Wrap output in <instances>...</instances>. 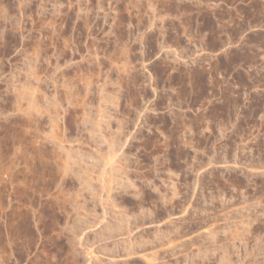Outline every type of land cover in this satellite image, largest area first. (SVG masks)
Here are the masks:
<instances>
[{
    "label": "rangeland",
    "instance_id": "rangeland-1",
    "mask_svg": "<svg viewBox=\"0 0 264 264\" xmlns=\"http://www.w3.org/2000/svg\"><path fill=\"white\" fill-rule=\"evenodd\" d=\"M226 1L0 0V264H264V0Z\"/></svg>",
    "mask_w": 264,
    "mask_h": 264
},
{
    "label": "bare ground",
    "instance_id": "bare-ground-1",
    "mask_svg": "<svg viewBox=\"0 0 264 264\" xmlns=\"http://www.w3.org/2000/svg\"><path fill=\"white\" fill-rule=\"evenodd\" d=\"M223 1H224V0H223ZM225 2H228V1L225 0ZM262 2H263V0H262ZM231 3H232V2H231ZM262 5H263V4L260 3V5H258V7H254V8L252 9L254 15H256V14L258 15L259 13H264V6H262ZM171 9H172V8H171ZM169 10H170V9H169ZM200 10H201V9H200ZM176 11H177V10L175 9V12H176ZM212 11H213V10H212ZM224 11H225V10H224ZM177 12H178V11H177ZM187 12H188V11H187ZM187 12H186V13H187ZM217 12H218V11H217ZM237 12H238V11H237ZM212 13H213V12H212ZM220 13H221V14H220L221 16L217 14V15L219 16L218 19H217L218 24L209 25V24H207V23L205 22V24H207V25H205V26H206V27L208 26L207 28H205V30L207 29V30H206V33H207V34H206L205 32H203V33H205L207 36H209L208 34H210V36H211V35H214V36H212V37H216V38H218V39L215 38V40H218V41L222 39V35H223V37H224V35L226 34L225 36H227V35H228V36H227V38L225 37V39H226V42H225V43H227V40L230 41L231 38H233V40H234V37H236L237 29H235V30H231V31L228 30L229 32H224V29H225V23H226V22L229 23V22H231V21L233 22V20H232V16H231V13H230V12H229V13H225V12H221V11H220ZM232 14H233V13H232ZM238 14H239V13H238ZM188 15H189V14H188ZM189 16H190V15H189ZM214 16H215V15H214ZM225 16L228 17V20H226V21H224ZM234 16H235V12H234ZM215 17H216V16H215ZM251 17L253 18L254 16L251 15ZM241 18H242V16H241ZM254 18H255V17H254ZM193 19H194V18H193ZM250 19H251V18H250ZM250 19H249V20H250ZM189 20H190V18H189ZM189 20L187 19V21H189ZM201 20H202V19H201ZM203 20H204V19H203ZM249 20H248V21H249ZM259 20H260V18H259ZM193 21H194V20H193ZM193 21H192L191 23H193ZM197 21H199V20H196V25H197ZM204 21H205V20H204ZM204 21H203V22H204ZM246 21H247V20H246ZM239 22H240V21H239ZM179 24H180V23H179ZM198 24H199V22H198ZM226 24H227V23H226ZM241 24H242V23H241ZM244 24H245V23H243L241 26H243ZM199 25H200V24H199ZM201 25H202V24H201ZM203 25H204V24H203ZM230 25H231V24H230ZM232 25H233V23H232ZM250 25H251V24H250ZM261 25H262V24H261ZM189 26H190V24H189ZM189 26H188V27H189ZM205 26H204V27H205ZM227 26L229 27V24H227ZM171 27H172V26H171ZM173 27H174V26H173ZM243 27H245V26H243ZM226 28H227V27H226ZM238 28H239V26H238ZM185 29H186V27H185ZM187 29L189 30V29H191V28L189 27V28H187ZM195 29H196V28H195ZM243 29H245V28H243ZM189 31H190V30H189ZM193 31H194V29H193ZM197 31H198V29H197ZM218 31H219V32L221 31V32L218 33ZM191 32H192V31H191ZM194 32H195V34H198V32H196V31H194ZM201 32H202V31H201ZM201 32H200V33H201ZM222 32H223V33H222ZM185 33H186V32H185ZM188 33H189V32H187V34H188ZM200 33H199V34H200ZM190 34L192 35V33H190ZM190 34H189V35H190ZM195 34H194V36H195ZM189 35H188V36L186 35V36L189 37ZM202 35H203V34H202ZM215 35H216V36H215ZM232 35H233L234 37H232ZM194 36H193V37H194ZM196 36H197V35H196ZM207 36H206V37H207ZM204 37H205V36H204ZM204 37L202 36V38H204ZM188 39H189V38H188ZM190 39H191V38H190ZM198 39H199V38H198ZM204 39H207V38H204ZM225 39H224V40H225ZM260 39H261V41L263 40L262 38H260ZM215 40H214L213 42L216 43ZM235 40H236V39H235ZM255 40H256V39H255ZM238 41H239V40H238ZM240 41H241V40H240ZM256 41H257V40H256ZM211 42H212V39H211ZM190 43H191V42H190ZM203 43H204V42H203ZM203 43H202V44H203ZM208 43H209V41H208V39H207V41H205V43H204V46H201V47H203V48H201V49H204V48H205V50H206L205 45L207 46ZM215 43H214V44H215ZM220 43H221V42L219 41L217 44H220ZM225 43H223V44H225ZM261 43L264 44V42H261ZM202 44H201V45H202ZM209 44H210V43H209ZM254 44H255V43H254ZM262 44H261V45H262ZM210 45H211V44H210ZM210 45H209V46H210ZM215 45H216V44H215ZM193 46H194V45H193ZM198 46H199V45H198ZM209 46H207V49H208V51H209V50L211 51V48L209 49ZM211 46H212V45H211ZM211 46H210V47H211ZM213 46H214V45H213ZM213 46H212V47H213ZM216 46H217V45H216ZM222 46H223V45H222ZM238 46H239V45H238ZM263 46H264V45H263ZM195 47H196V46H195ZM214 47H215V46H214ZM219 47H220V46H219ZM193 48H194V47H193ZM221 48H223V47H221ZM123 49H124V48H123ZM217 49H218V48H217ZM116 50H117V49H116ZM125 50H126V49H125ZM189 50H190V49H189ZM205 50H203V51H205ZM214 50H215V49H214ZM214 50H212V51H214ZM249 50H251V49H249ZM123 51H124V50H123ZM126 51H127V50H126ZM215 51H216V50H215ZM228 51H229V50H228ZM124 52H125V51H124ZM225 52H227V51H225ZM230 52H231V51H230ZM238 52H239V51H238ZM244 52H245V51H244ZM251 52H252V51H251ZM251 52H250V53H251ZM120 53H121V52H120ZM228 53H229V52H228ZM241 53H242V52H241ZM246 53H247V52H246ZM246 53H245V54H246ZM226 54H227V53H226ZM243 54H244V53H243ZM243 54H242V55H243ZM245 54H244V55H245ZM247 54H248V53H247ZM247 54L245 55L246 57L249 55V54H248V55H247ZM253 54H254V52L252 53V55H253ZM121 55H122V54H121ZM125 55H126V54H125ZM252 55L250 54L249 56H252ZM123 56H124V54H123ZM223 56H224V55H223ZM225 56H227V55H225ZM236 56H237V55H236ZM236 56H235V57H236ZM245 56H244V57H245ZM249 56H248V58H249ZM254 56H255V54H254ZM257 56H258V55H257ZM218 57H219V55H218ZM227 57H228V56H227ZM230 57H231V56H230ZM238 57H239V55H238ZM223 58H224V57H223ZM200 59H201V57H200ZM200 59H199V60H200ZM219 59H222V58L219 57ZM219 59H217V61H219ZM226 59H227V58H225V60H226ZM235 59H236V58H235ZM239 59H240V58H239ZM249 59H250V58H249ZM195 60H196V59H195ZM195 60H194V61H195ZM199 60H196V61H199ZM200 61H201V60H200ZM202 61H203V59H202ZM220 61H221V60H220ZM220 61H219V62H220ZM226 61L229 62L230 60H226ZM237 61H238V60H237ZM193 63H195V62H193ZM221 63H222V62H221ZM221 63H220V66H222V68H224V66H225V68L228 66V65H226L227 62H226V63L223 62V64H221ZM211 64H212V63H211ZM211 64H210V65H211ZM224 64H225V65H224ZM229 64H230V63H229ZM232 64H233V63H232ZM197 65H198V64H197ZM199 65H200V63H199ZM210 65H209V67H210ZM192 66H193V65H192ZM217 66H218V64H217ZM217 66L214 65L215 68H216ZM229 66H230V65H229ZM250 66H251V65H250ZM189 67H190V66H189ZM202 67H203V66H202ZM202 67L200 66V68H202ZM218 67H219V66H218ZM230 67H231V66H230ZM230 67H229V68H230ZM232 67H233V66H232ZM118 68H119V67H118ZM191 68H193V67H191ZM210 68L213 69L212 67H210ZM219 68H221V67H219ZM225 68H224V70H223L224 72L226 71ZM227 68H228V67H227ZM227 68H226V69H227ZM93 69H94V68H93ZM196 69H197V68H196ZM203 69H204V68H203ZM217 69H218V68H217ZM192 70H193V69H192ZM214 70H215V69H214ZM89 71H91V70H89ZM190 71H191V70H190ZM190 71H189V74H188V75H192V74H193V73H191V72H193V71H191V72H190ZM194 71H195V70H194ZM198 71H199V70H198ZM198 71H197V72L195 71V72L198 73ZM205 71H207V70H205ZM205 71L203 70V72H205ZM212 71H213V70H211V72H212ZM195 72H194V74H195ZM219 72H220V71H219ZM221 72H222V69H221ZM30 73H31V72H30ZM120 73H122V72H120ZM182 73H183V71H182ZM187 73H188V72H187ZM190 73H191V74H190ZM96 74H97V73H96ZM202 74H203V73H202ZM202 74H198L200 77L197 75V77H199V80L196 79L197 77L195 78V80H194V79L192 80V79H191L192 76H190V78H186V79H189V83H190V85H192L193 82L196 81V80L199 81L198 84H200V86H204V85H206L205 83H203L204 81H205V82H210V84L213 83V82H212L213 80H208V79L204 78L205 76L203 77ZM120 75H121V74H120ZM188 75H187V77H188ZM212 75H213V72H212ZM212 75H211V76H212ZM62 76H63V75H62ZM76 76H77V75H76ZM182 76H183V75H182ZM194 76H196V75H194ZM209 76H210V73H209ZM211 76H210V77H211ZM240 76H241V75H240ZM214 77H215V76H214ZM242 77H243V76H242ZM76 78H77V77H76ZM84 78H85V77H84ZM208 78H209V77H208ZM254 78H255V77H254ZM256 78H257V77H256ZM35 79H36V78H35ZM70 79L72 80V78H70ZM74 79H75V78H74ZM74 79H73V80H74ZM80 79H81V78H80ZM183 79H184V78H183ZM244 79H245V78H244ZM73 80H72V82H73ZM75 80H76V79H75ZM77 80H78V79H77ZM83 80H84V79H82V81H83ZM88 80H89V79H88ZM184 80H185V79H184ZM242 80H243V79H242ZM23 81H24V80H23ZM85 81H87V77H86V80H85ZM214 81H215V80H214ZM244 81H245V80H244ZM246 81H247V80H246ZM66 82H67V81H66ZM72 82H71V83H72ZM77 82H78V81H77ZM90 82H92V81H90ZM34 83H35V82H34ZM69 83H70V82H69ZM73 83H74V82H73ZM81 83H82V82H81ZM129 83H130V82H129ZM194 83H195V82H194ZM246 83H247V82H245V84H246ZM248 83H249V82H248ZM24 84H25V83H24ZM67 84H68V83H67ZM82 84H83V83H82ZM90 84H91V83H90ZM90 84H89V85H90ZM207 84H208V83H207ZM240 84H241V83H240ZM240 84H239V85H240ZM242 84H244L243 81H242ZM28 85H29V84H28ZM70 85H71V84H70ZM89 85H88V86H89ZM40 86H41V85H40ZM68 86H69V85H68ZM75 86H76V85H75ZM85 86H86V85H85ZM185 86H186V85H185ZM206 86H207V85H206ZM213 86H214V85H213ZM241 86H242V85H241ZM245 86H246V85H245ZM256 86H257V85H256ZM80 87H81V86H80ZM89 87H90V86H89ZM189 87H190V86H189ZM211 87H212V86H211ZM226 87H227V86H226ZM226 87H225V88H226ZM248 87H249V86H248ZM35 88H36V87H35ZM37 88H38V87H37ZM102 88H103V87H102ZM187 88H188V87H187ZM192 88H194V87H192ZM192 88H191V90H192ZM208 88H210V87H208ZM77 89H78V87H77ZM77 89H76V90H77ZM103 89L105 90V88H103ZM181 89H182V88H181ZM222 89H223V88H222ZM227 89H228V88H227ZM248 89H249V88H248ZM85 90H86V89H85ZM101 90H102V89H101ZM182 90H183V89H182ZM186 90H187V89H186ZM197 90H198V89H197ZM80 91H81V90H80ZM83 91H84V89H83ZM95 91H96V90H95ZM95 91H94V92H95ZM184 91H185V90H184ZM189 91H190V90H189ZM195 91H196V90H195ZM201 91H203V90H201ZM87 92H88V91H87ZM105 92H106V91H105ZM190 92H191V91H190ZM226 92H227V90H226ZM263 92H264V91H263ZM22 93H23V92H22ZM22 93H20V96L22 95ZM77 93H78V91H77ZM84 93H85V92H84ZM96 93H97V92H96ZM203 93H204V92H203ZM60 94H61V93H60ZM80 94H81V93H79V95H80ZM86 94H87V93H86ZM187 94H188V93H187ZM189 94H190V93H189ZM192 94H193V92H192ZM208 94H209V93H208ZM261 94H262V93H261ZM263 94H264V93H263ZM63 95H64V94H63ZM83 95H84V94H83ZM108 95H109V94H108ZM113 95H114V94H113ZM130 95H131V94H130ZM193 95H195V92H194ZM196 95H197V94H196ZM209 95H210V94H209ZM215 95H216V93H215ZM32 96H34V95H32ZM60 96H61V95H60ZM81 96H82V94H81ZM86 96H87V95H86ZM101 96H102V95H101ZM183 96H184V95H183ZM185 96H186V95H185ZM206 96H207V95H206ZM62 97H63V96H62ZM69 97L71 98V96H68L67 98H69ZM78 97H79V96H78ZM196 97H198V96H196ZM199 97H200V96H199ZM223 97H224V96H223ZM223 97L221 96L220 98H223ZM255 97H256V96H255ZM21 98H22V97H21ZM82 98H85V97L82 96ZM102 98H103V97H102ZM186 98H187V97H186ZM189 98H190V97H189ZM200 98H202V95H201ZM200 98H199V99H200ZM207 98H208V97H207ZM209 98H211V97H209ZM220 98H219V99H220ZM224 98H225V97H224ZM72 99H73V98H72ZM105 99H106V98H105ZM107 99H108V98H107ZM109 99H111V98L109 97ZM205 99H206V97H205ZM205 99H204V100H205ZM228 99H229V98H227V100H228ZM33 100H34V99H33ZM68 100H69V99H68ZM85 100H86V99H85ZM191 100H192V99H191ZM204 100H203L202 102H204ZM207 100H209V99H207ZM207 100H206V101H207ZM222 100H223V99H222ZM227 100H226V101H227ZM261 100H262V99H260V101H261ZM109 101H110V100H109ZM116 101H117V100H116ZM186 101H187V100H186ZM194 101L198 102L197 99H195ZM219 101H220V100H219ZM223 101H224V100H223ZM226 101H224V102H226ZM229 101H231V100L229 99L228 102H229ZM33 102H34V101H33ZM189 102H190V100H189ZM202 102H201V103H202ZM207 102H208V101H207ZM232 102H233V101H232ZM34 103H35V102H34ZM55 103H56V102H55ZM77 103H78V102H77ZM114 103H115V102H114ZM116 103H117V102H116ZM190 103H191V102H190ZM190 103H189V104H190ZM217 103H218V102H217ZM220 103H222V102L220 101ZM28 104H29V103H28ZM130 104H131V103H130ZM132 104H133V103H132ZM210 104H211V103H210ZM231 104H232V103H231ZM33 105H34V104H33ZM33 105H32V106H33ZM37 105H38V104H37ZM37 105H36V107H37ZM98 105H99V104H98ZM217 105H218V104H217ZM219 105H220V104H219ZM232 105H233V104H232ZM232 105H231V106H232ZM235 105H236V104H235ZM238 105H239V104H238ZM30 106H31V105H30ZM190 106H191V105H190ZM213 106H214V105H213ZM228 106H230V104H228V103H226V104H225V103H222L221 106H216V105H215L214 110H213V113L211 114V116H213V117H216V116L221 115V117H219L220 120H219L218 123H219V126H220V127H223V129L221 128V129H219L218 131H220V134H221L222 136L224 135V130H225V128H226L229 124H233V121H234V123H235V120L232 121V117L234 116V113H237V112H233V116H232V112H231V111H233L234 108H232V107L230 106V107L233 109V110H230V109H228ZM252 106H253V105H252ZM230 107H229V108H230ZM233 107H236V106L233 105ZM13 108H14V106H13ZM26 108H27V107H26ZM28 108H29V107H28ZM48 108H49V107H48ZM73 108H74V107H73ZM237 108H239V106H238ZM260 108H261V107H260ZM35 109H36V108H35ZM38 109H39V107H38ZM100 109H101V108H100ZM251 109H252V108H251ZM28 110H29V109H28ZM28 110H27V111H28ZM55 110H56V109H55ZM55 110L53 109V111H55ZM211 110H212V108H211ZM235 110H236V109H235ZM16 111H17V110H16ZM45 111H46V110H45ZM49 111H50V110H49ZM53 111H52V112H53ZM250 111H251V110H250ZM37 112H38V111H37ZM56 112H57V110H56ZM56 112H54V113H56ZM253 112H254V110H253ZM50 113H51V112H50ZM75 113H76V112H75ZM239 113H240V112L238 111V114H239ZM256 113H257V112H256ZM39 114H40V113H39ZM56 114H57V113H56ZM56 114H55V115H56ZM58 114H59V113H58ZM58 114H57V115H58ZM73 114H74V113H73ZM91 114H92V113H91ZM204 114H205V113H204ZM238 114H236V115L238 116ZM55 115H54V116H55ZM93 115H94V114H93ZM101 115H102V114H101ZM132 115H133V114H132ZM208 115H209V114H208ZM236 115H235V116H236ZM262 115H263V114H262ZM28 116H29V115H28ZM54 116H53V117H54ZM59 116H60V115H59ZM79 116H80V115H79ZM84 116H85V115H84ZM97 116L100 117V115H97ZM235 116H234V117H235ZM237 116H236V117H237ZM239 116H241V114H240ZM99 117H97V118H99ZM201 117H202V116H201ZM201 117H200V118H201ZM204 117H205V116H203V118H204ZM22 118H23V117H22ZM25 118H26V117H25ZM80 118H82V117H80ZM91 118H92V117H91ZM94 118H96V117H93V120H94ZM190 118H191V117H190ZM237 118L239 119V117H237ZM35 119H36V118H35ZM52 119H54V118H52ZM58 119H59V118H58ZM74 119H75V118H74ZM76 119H77V118H76ZM104 119H105V118H104ZM178 119H179V118H178ZM192 119H193V118H192ZM196 119H197V118H196ZM233 119H234V118H233ZM243 119H245V118L243 117ZM21 120H22V119H21ZM204 120H205V119H204ZM245 120H246V119H245ZM248 120L250 121V118H249ZM261 120H262V119H261ZM22 121H23V120H22ZM24 121H25V120H24ZM37 121H38V120H37ZM73 121H74V120H73ZM84 121H85V120H84ZM210 121H211V120H210ZM97 122H98V121H97ZM97 122H96V123H97ZM103 122H104V121H103ZM103 122H102V123H103ZM105 122H108V121H105ZM181 122H182V121H181ZM184 122H185V121H184ZM196 122H197V121H196ZM202 122H203V121H202ZM245 122H246V121H245ZM252 122H253V121H252ZM29 123H30V122H29ZM98 123H99V122H98ZM100 123H101V122H100ZM124 123H125V122H124ZM182 123H183V122H182ZM197 123H201V121H199V122H197ZM197 123H196V124H197ZM218 123H217V124H218ZM236 123H239V122L237 121ZM24 124H25V123H24ZM30 124H31V123H30ZM32 124H33V123H32ZM122 124H123V123H122ZM191 124H192V123H191ZM196 124H195V125H196ZM241 124H242V123H241ZM243 124H244V122H243ZM262 124H263V123H262ZM35 125H36V123H35ZM45 125H46V124H45ZM86 125H87V124H86ZM86 125H85V126H86ZM184 125H185V123H184ZM199 125H200V124H199ZM233 125H234V124H233ZM233 125H232V127H233ZM239 125H240V124H239ZM239 125H238V126H239ZM255 125H256V124H255ZM257 125L259 126V124H257ZM106 126H109V125L106 124ZM185 126H186V125H185ZM193 126H194V125H193ZM193 126H192V127H193ZM196 126H197V125H196ZM217 126H218V125H217ZM241 126H242V125H241ZM246 126H248V125H246ZM25 127H26V126H25ZM33 127H34V126H33ZM103 127H105V126H103ZM181 127H182V125H181ZM190 127H191V126H190ZM190 127H188V128H189V130L192 131V129H190ZM208 127H209V126H208ZM220 127H217V128H220ZM229 127H230V126H229ZM243 127H245V126H242V127H241L242 129H241V130H243ZM253 127H254V124H253ZM255 127H257V126H255ZM37 128H38V127H37ZM40 128H41V127H40ZM51 128H52V127H51ZM53 128H54V127H53ZM182 128H183V127H182ZM184 128H186V127H184ZM235 128H237V127H235ZM245 128H246V130H247V132H246V131H245V132L248 133V128H249V127H248V128L245 127ZM33 129H34V128H33ZM88 129H89V128H88ZM94 129H95V128H94ZM111 129H112V128H111ZM237 129H238V128H237ZM239 129H240V126H239ZM250 129H251V128H250ZM257 129H258V128H257ZM257 129H256V130H257ZM26 130H27V128H26ZM28 130H29V128H28ZM46 130H47V129H46ZM113 130H114V129H113ZM210 130H211V128H210ZM241 130H240V131H241ZM41 131H42V130H40V132H41ZM89 131H90V130H89ZM238 131H239V130H238ZM243 131H244V130H243ZM249 131H251V130H249ZM35 132H36V130H35ZM40 132H39V133H40ZM51 132H52V131H51ZM53 132H54V130H53ZM57 132H58V131H57ZM60 132H61V131H60ZM122 132H123V131H122ZM241 132H242V131H241ZM25 133H26V132H25ZM90 133H92V132L90 131ZM97 133H99V132H97ZM108 133H109V132H108ZM123 133H124V132H123ZM243 133H244V132H243ZM57 134H58V133H57ZM93 134H94V133H93ZM100 134H101V133H100ZM114 134H115V133H114ZM119 134H120V132H119ZM121 134H122V133H121ZM169 134H170V133H169ZM44 135H45V134H44ZM111 135H112V134H111ZM115 135H116V134H115ZM117 135H118V134H117ZM172 135H173V134H172ZM230 135H232V134H230ZM248 135H250V133H249ZM258 135H259V134H258ZM41 136H42V135H41ZM54 136H55V135H54ZM56 136H57V135H56ZM64 136H65V135H64ZM112 136H113V135H112ZM168 136H169V135H168ZM168 136H167V137H168ZM227 136H228V135H227ZM236 136H237V135H236ZM236 136H235V137H236ZM246 136H247V134H246ZM47 137H48V136H47ZM91 137H92V135H91ZM95 137H96V136H95ZM225 137H226V136H225ZM229 137H230V136H229ZM233 137H234V136H233ZM93 138H94V136H93ZM107 138H108V137H107ZM113 138H115V139H114V143H113V145L110 144V147H109V150H110L109 153H110V154L113 152L112 150H114V147L116 148L115 144L117 143V141H120V140H118V137L116 138V137L114 136ZM168 138H169V137H168ZM253 138H254V137H253ZM50 139H51V138H50ZM52 139H54V138H52ZM57 139H58V137H57ZM64 139H65V138H64ZM254 139H255V138H254ZM58 140H59V139H58ZM108 140H109V139H108ZM227 140H230V138L227 139ZM227 140H226V141H227ZM231 140H232V139H231ZM49 141H50V140H49ZM60 141H61V140H59V142H60ZM63 141H64V140H63ZM67 141H69V140H67ZM188 141H189V140H188ZM234 141H235V140H234ZM257 141H258V140H257ZM93 142H94V141H93ZM123 142H124V141H123ZM167 142H168V141H167ZM184 142H185V141H184ZM236 142H237V141H236ZM104 143H105V142H104ZM106 143H107V142H106ZM129 143H130V142H129ZM152 143H153V142H152ZM154 143H155V142H154ZM188 143H189V142H188ZM254 143H256V142H254ZM44 144H45V143H44ZM44 144H43V145H44ZM62 144H63V143H62ZM108 144H109V143H108ZM122 144H123V143H122ZM235 144H236V143H235ZM235 144H234V145H235ZM260 144H261V143H260ZM48 145H49V144H48ZM119 145H120V144H119ZM165 145H166V144H165ZM238 145H239V144H238ZM257 145H258V144H257ZM52 146H53V145H52ZM108 146H109V145H108ZM152 146H154V145H152ZM166 146H167V145H166ZM232 146H233V145H232ZM254 146H255V144H254ZM259 146H260V145H259ZM45 147H46V146H45ZM242 147H243V146H242ZM242 147H240V148H242ZM244 147H245V146H244ZM35 148H36V147H35ZM38 148H39V147H38ZM47 148H48V147H47ZM95 148H96V147H95ZM117 148H118V146H117ZM119 148H120V146H119ZM119 148H118V149H119ZM257 148H258V146H257ZM42 149H43V148H42ZM42 149H41V150H42ZM45 149H46V148H45ZM49 149H50V148H49ZM99 149H100V148H99ZM99 149H98V150H99ZM178 149H179V148H178ZM242 149H243V148H242ZM259 149H260V148H259ZM259 149H258V151H259ZM38 150H39V149H38ZM41 150H40V151H41ZM53 150H54V149H53ZM221 150H222V149H221ZM245 150H246V149H245ZM260 150H261V149H260ZM106 151H107V150H106ZM179 151L182 152L181 150H179ZM261 151H263V150H261ZM37 152H38V151H37ZM42 152H43V151H42ZM45 152H46V151H45ZM45 152H44V153H45ZM50 152H51V151H50ZM67 152H69V151H67ZM96 152H97V150H96ZM153 152H154V151H153ZM233 152H235V151H233ZM236 152H237V151H236ZM263 152H264V151H263ZM38 153H39V152H38ZM57 153H58V151H57ZM72 153H73V151H72ZM76 153H77V152H76ZM80 153H81V152H80ZM101 153H102V152H101ZM101 153H100V154H101ZM103 153H104V152H103ZM106 153H107V152H106ZM106 153H105V154H106ZM109 153H108V155H105V156H109V155H110ZM259 153H260V152H259ZM39 154H40V153H39ZM52 154H53V153H52ZM92 154H93V153H92ZM92 154H90V155H92ZM183 154H184V153H183ZM231 154H232V153H231ZM54 155H55V154H54ZM56 155H58V154H56ZM71 155H72V154H71ZM71 155H70V156L68 155L67 157H71ZM81 155H82V154H81ZM81 155H80V156H81ZM90 155H89V156H90ZM119 155H120V154H119ZM123 155H124V154H123ZM184 155H185V154H184ZM184 155H182V156H184ZM221 155H222L221 158H223V159L226 158V159H227L228 151H227L226 149H224V153L222 152ZM234 155H235V153L232 154V156H234ZM42 156H43V155H42ZM42 156H41V157H42ZM47 156H48V155H47ZM50 156H51V155H50ZM65 156H66V155H65ZM72 156H73V155H72ZM76 156H77V155H76ZM167 156H168V155H167ZM185 156H186V155H185ZM230 156H231V155H230ZM245 156H246V155H245ZM51 157H53V156H51ZM51 157H50V158H51ZM57 157H58V156H57ZM102 157L104 158L103 155H102ZM111 157L113 158L112 154H111V156H109L108 158L105 157L106 159H104V160H107V162H108V161L110 162V160H112ZM124 157H125V156H124ZM251 157H253V156H251ZM63 158H64V157H63ZM77 158H79V157H77ZM80 158H81V157H80ZM121 158H122V157H121ZM216 158H217V157H216ZM216 158H215V159H216ZM244 158H245V157H244ZM248 158H250L249 155H248V157H247L246 159H248ZM255 158H256V157H254V159L251 158L250 160H246V159H245V162L248 161L247 163H249V164L246 163V164H247L246 166H248V165H252V166L249 167V169H250L251 167L254 169V167H255L256 165L258 166L259 164H261V163L264 162V161H262V162L260 161L261 158H256V159H255ZM75 159H76V158H75ZM95 159H97V158H95ZM95 159H94V160H95ZM125 159H126V158H125ZM198 159H199V158H198ZM63 160H64V159H63ZM69 160H70V159H69ZM72 160H73V159H72ZM79 160H82V159H79ZM85 160H86V159H85ZM102 160H103V159H102ZM242 160H243V159H242ZM57 161H58V160H57ZM60 161H62V160H60ZM65 161H66V160H65ZM76 161H77V160H76ZM76 161H75V163H76ZM99 161H100V160H99ZM113 161H114V159H113ZM113 161H112V162H113ZM213 161H214V160H213ZM225 161H226V160H225ZM235 161H236V160H235ZM54 162L56 163V160H54V157H53V163H54ZM63 162H64V161H63ZM72 162H74V161H72ZM83 162H84V161H83ZM227 162H228V160H227ZM240 162H241V161H240ZM11 163H12V162H11ZM98 163H99V162H98ZM113 163H115V161H114ZM47 164H48V163H47ZM50 164H51V162H50ZM93 164H95V163L93 162ZM103 164H104V163H103ZM109 164H110V163H109ZM118 164H119V163H118ZM65 165H66V167H69L68 163L65 164ZM65 165H63L64 168H65ZM122 165H123V164H122ZM156 165H157V164H156ZM10 166H11V165H10ZM15 166H16V165H15ZM92 166H93V165H92ZM103 166H104V165H103ZM111 166H112V165H110V167H111ZM125 166H126V165H125ZM257 166H256V167H257ZM11 167H13V166H11ZM58 167H59V166H58ZM60 167H62V166H60ZM256 167H255V168H256ZM13 168H14V167H13ZM62 168H63V167H62ZM90 168H91V167H90ZM90 168H88V169H90ZM93 168H94V167H93ZM113 168H114V167H113ZM116 168H117L118 170H117ZM116 168H115V169H116V171L118 172V171H119V168L117 167V165H116ZM67 169H68V168H67ZM120 169H121V168H120ZM126 169H127V168H126ZM253 169H252V170H253ZM256 169H257V168H256ZM260 169H261V168H260ZM103 170H104V169H103ZM121 170H122V172H123V169H121ZM245 170H246V169H245ZM85 171H86V170H85ZM88 171H89V170H88ZM100 171H101V169H100ZM113 171H114V170H113ZM127 171H128V170H127ZM243 171H244V170H243ZM253 171H254V170H253ZM16 172H17V171H16ZM91 172H92V170H91ZM105 172H106V171H105ZM107 172L109 173L110 170L107 171ZM114 172H115V171H114ZM119 172H120V171H119ZM119 172H118V173H119ZM136 172H137V171H136ZM245 172H246V171H245ZM36 173H37V172H36ZM87 173H88V172H87ZM108 173H107V174H108ZM110 173H112V172H110ZM125 173H126V172H125ZM140 173H141V172H139V174H140ZM144 173H145V172H144ZM252 173H253V172H252ZM19 174H20V173H19ZM96 174H97V173H96ZM100 174H101V173H100ZM100 174H99V171H98V175H100ZM104 174H106V173H104ZM104 174H101V175H104ZM120 174H121V173H120ZM120 174H117V173H116V174L113 173V175L110 174L111 177L108 176V177H110L109 180H112L113 178L115 179V175H118V176H119ZM122 174H123V173H122ZM127 174H129V173L127 172ZM127 174H126V176H127ZM145 174H146V173H145ZM145 174H144V175H145ZM147 174H148V173H147ZM231 174H232V173H231ZM242 174H243V173H242ZM248 174H249V173H248ZM248 174L245 173V175H247V176H248ZM253 174H254V173H253ZM255 174H256V173H255ZM37 175H38V174H37ZM58 175H59V174H58ZM64 175H65V174H64ZM86 175H87V174H86ZM101 175H100V176H101ZM108 175H109V174H108ZM124 175H125V174H124ZM69 176H70V175H69ZM104 176H105V175H104ZM118 176H117V178H119ZM122 176H123V175H122ZM140 176H141V175H140ZM56 177H57V175H56ZM70 177H71V176H70ZM70 177H69V178H70ZM105 177H106V176H105ZM108 177H107V178H108ZM123 177H124V176H123ZM144 177H145V176H144ZM144 177H143V178H144ZM169 177H170V176H168L167 178H169ZM235 177H236V176H235ZM40 178H41V177H40ZM54 178H55V177H54ZM102 178H103V177H102ZM120 178H121V177H120ZM120 178H119V179H120ZM128 178H129V177H128ZM128 178H127V179H128ZM247 178H248V177H247ZM56 179H57V178H56ZM114 179H113V182H115ZM141 179H142V178H141ZM147 179H148V178H147ZM147 179H146V180H147ZM248 179H249V178H248ZM250 179H251V178H250ZM11 180H12V179H11ZM115 180H116V179H115ZM144 180H145V178H144ZM162 180H165V179H162ZM167 180H168V179H167ZM253 180H254V177H253ZM61 181H62V180H61ZM130 181H131V180H130ZM150 181H151V180H150ZM246 181H248V180H246ZM48 182H49V181H48ZM63 182H64V180H63ZM84 182H85V181H84ZM84 182H83V183H84ZM117 182H118V181H117ZM132 182H133V181H132ZM238 182H239V181H238ZM263 182H264V181H263ZM85 183H86V182H85ZM125 183H126V182H125ZM164 183H165V182H164ZM164 183H163V184H164ZM171 183H172V182H171ZM241 183H242V182L240 181V184H241ZM261 183H262V182H261ZM78 184H79V183H78ZM80 184H81V183H80ZM118 184H119V183H118ZM123 184H124V183H123ZM165 184H168V182L165 183ZM165 184H164V185H165ZM23 185H24V184H23ZM89 185H90V184H89ZM98 185H99V184H98ZM101 185H102V184H101ZM121 185H122V183H121ZM127 185H128V184H127ZM129 185H130V183H129ZM262 185H263V184H262ZM25 186H26V185H25ZM43 186H44V185H43ZM162 186H163V185H162ZM169 186H170V184H169ZM173 186L175 187L174 184H173ZM91 187H92V186H91ZM101 187H102V186H101ZM106 187H108V186H106ZM170 187H171V186H170ZM174 187H173V188H174ZM257 187H258V186H257ZM47 188H48V187H47ZM166 188H168V187H166ZM79 189H80V188H79ZM105 189L107 190V188H105ZM105 189H104V190H105ZM108 189H109V188H108ZM50 190H51V189H50ZM90 190H91V189H90ZM102 190H103V187H102ZM109 190H110V189H109ZM109 190H107V191H109ZM162 190H163V189H162ZM174 190H175V188L173 189V191H174ZM263 190H264V189H263ZM18 191H19V190H18ZM20 191H21V190H20ZM58 191H59V190H58ZM60 191H62V190H60ZM157 191H158V190H157ZM168 191H169V190H168ZM171 191H172V190H171ZM173 191H172V192H173ZM176 191H177V190H176ZM62 192H64V191H62ZM111 192H112V191H111ZM178 192H179V191H178ZM178 192H177V193H178ZM256 192H257V191H256ZM1 193H2V192H1ZM19 193H20V192H19ZM28 193H29V192H28ZM97 193H98V192H97ZM23 194H24V193H23ZM56 194H57V193H56ZM59 194H60V193H59ZM95 194H96V193H95ZM162 194H163V193H162ZM162 194H161V195H162ZM173 194H174V193H173ZM159 195H160V194H159ZM165 195H166V193H165ZM175 195H176V193H175ZM19 196H20V195H19ZM21 196H23V195H21ZM21 196H20V197H21ZM41 196H42V195H41ZM50 196H52V195H50ZM53 196H54V195H53ZM74 196H75V195H74ZM171 196H172V195H171ZM173 196H174V195H173ZM38 197H39V195H38ZM141 197H142V196H141ZM168 197H169V196H168ZM75 198H76V197H75ZM75 198H74V200H75ZM143 198H144V197H143ZM169 198H172V197H169ZM213 198H214V197H213ZM33 199H34V198H33ZM36 199H37V198H36ZM51 199H53V198H51ZM135 199H136V198H135ZM173 199H174V198H173ZM40 200H42V199H40ZM64 200H65V199H64ZM136 200H137V199H136ZM143 200H144V199H143ZM27 201H29V200H27ZM46 201H47V200H46ZM48 201H49V199H48ZM55 201H56V199H55ZM68 201H69V200H68ZM159 201H160V200H158V202H159ZM65 202H66V201H65ZM33 203H34V202H33ZM52 203H53V202H52ZM57 204H58V203H57ZM139 204H140V200H139ZM33 205H34V204H33ZM62 205H63V204H62ZM102 205H103V204H102ZM31 206H32V205H31ZM51 206H52V205H51ZM112 206H113V205H112ZM0 207H2V206H0ZM43 207H44V206H43ZM53 207H54V206H53ZM60 207H61V206H60ZM64 207H65V206H64ZM65 208H66V207H65ZM45 209H46V208H45ZM53 209H54V208H53ZM53 209H52V210H53ZM66 209H67V208H66ZM102 209H103V208H102ZM104 209H105V208H104ZM39 210H40V209H39ZM63 210H64V208H63ZM77 210H78V209H77ZM67 211H68V209H67ZM41 212H42V211H41ZM68 212H69V211H68ZM124 212H125V211H124ZM43 213H44V212H43ZM45 213H47V212H45ZM64 213H65V212H64ZM74 213H75V212H74ZM78 213H79V212H78ZM116 213H117V212H116ZM65 215H67V214L65 213ZM73 215H74V214H73ZM130 215H131V214H130ZM33 216H34V215H33ZM70 216H71V215H70ZM47 217H48V215H47ZM48 218H49V217H48ZM132 219H133V218H132ZM51 221H52V220H51ZM126 221H127V220H126ZM157 221H158V220H157ZM19 222H20V221H19ZM21 222H22V221H21ZM98 223H99V222H98ZM132 223H133V222H132ZM11 225H12V224H11ZM129 225H130V223H129ZM136 225H137V224H136ZM113 226H114V225H113ZM122 226H123V225H122ZM8 227H9V226H8ZM15 227H16V226H15ZM25 227H26V226H25ZM125 227H128V226H125ZM135 227H136V226H135ZM110 228H111V227H110ZM116 228H118V227H116ZM123 228H124V227H123ZM26 229H27V228H26ZM111 229H112V228H111ZM20 230H21V229H20ZM27 230H28V229H27ZM27 230H26V231H27ZM119 230H120V229H119ZM130 230H132V229H130ZM124 231H125V230H124ZM23 232H25V230H24ZM25 235H26V234H25ZM142 236H143V235H142ZM145 237H146V236H145ZM143 238H144V237H143Z\"/></svg>",
    "mask_w": 264,
    "mask_h": 264
}]
</instances>
